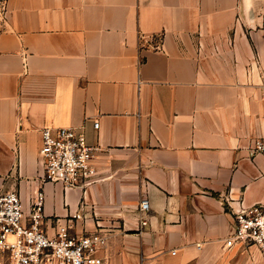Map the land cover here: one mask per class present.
<instances>
[{
    "label": "crops",
    "instance_id": "crops-1",
    "mask_svg": "<svg viewBox=\"0 0 264 264\" xmlns=\"http://www.w3.org/2000/svg\"><path fill=\"white\" fill-rule=\"evenodd\" d=\"M0 34V194L45 226L77 213L105 264H264L226 247L264 206V0H7ZM100 121V129L93 121ZM98 182L43 183L42 130L82 127ZM149 201L147 226L140 223Z\"/></svg>",
    "mask_w": 264,
    "mask_h": 264
},
{
    "label": "built area",
    "instance_id": "built-area-1",
    "mask_svg": "<svg viewBox=\"0 0 264 264\" xmlns=\"http://www.w3.org/2000/svg\"><path fill=\"white\" fill-rule=\"evenodd\" d=\"M100 129V121H93ZM100 147L89 143L85 126L42 130L40 155L44 165L43 183L62 184L65 188H87L98 182L95 166ZM251 152L264 154V137L253 142ZM45 191L33 198L32 210L24 211L17 191L0 194V258L7 264H105L109 235L103 230L78 233L77 213L66 223L55 221L54 234L45 229ZM140 223L148 224L149 201L142 200ZM235 230L226 247H256L264 256V206L253 205L234 211Z\"/></svg>",
    "mask_w": 264,
    "mask_h": 264
},
{
    "label": "rangeland",
    "instance_id": "rangeland-1",
    "mask_svg": "<svg viewBox=\"0 0 264 264\" xmlns=\"http://www.w3.org/2000/svg\"><path fill=\"white\" fill-rule=\"evenodd\" d=\"M8 20L7 0H0V34L6 30ZM0 264H7L6 259L0 258Z\"/></svg>",
    "mask_w": 264,
    "mask_h": 264
}]
</instances>
